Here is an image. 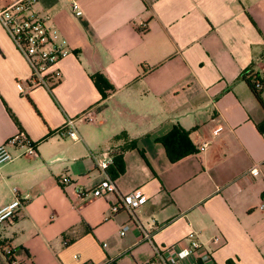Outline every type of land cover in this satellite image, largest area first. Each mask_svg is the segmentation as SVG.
Listing matches in <instances>:
<instances>
[{
	"label": "crops",
	"instance_id": "0c3cea01",
	"mask_svg": "<svg viewBox=\"0 0 264 264\" xmlns=\"http://www.w3.org/2000/svg\"><path fill=\"white\" fill-rule=\"evenodd\" d=\"M72 1L31 6L70 50L51 90L28 87L0 24V144L23 130L35 146H8L15 158L0 166V208L14 188L23 200L0 223V264H142L190 231L213 252L205 264H264V112L241 77L264 79V0H75L79 15ZM87 108L95 121L78 120L80 139L60 135ZM174 126L205 150L169 162L158 139ZM106 176L116 192L91 196ZM135 189L148 198L136 214L107 217Z\"/></svg>",
	"mask_w": 264,
	"mask_h": 264
},
{
	"label": "built area",
	"instance_id": "2783aa9c",
	"mask_svg": "<svg viewBox=\"0 0 264 264\" xmlns=\"http://www.w3.org/2000/svg\"><path fill=\"white\" fill-rule=\"evenodd\" d=\"M34 0H15L8 5H0V24L15 46L16 50L26 59L30 68L28 87H44L51 90L61 79L62 72L58 63L66 57L70 50L64 41H55L46 19L35 12H31ZM71 8L76 15L81 14L77 2H71ZM140 32L146 30L144 24L138 26ZM95 121V112L92 108H87L78 116L70 117L60 128V135L68 137L74 141L79 140L77 132V122ZM220 126L214 132L220 130ZM207 142L199 144L196 151H203L207 147ZM8 146L25 147V150L18 155L33 154L35 146L32 140L23 130L11 136L6 142L0 144V166L15 158ZM61 184L68 183V179L63 177L59 180ZM14 188V197L11 201L0 208V223L12 221L16 218L18 211L23 205L22 198ZM80 195L82 190L78 191ZM116 187L109 176L102 179L89 194L93 197H102L108 193H115ZM87 193V194H88ZM147 196L140 190L135 189L127 194H117V202L110 207L111 216L120 210L127 211L130 215H135L136 210L147 201ZM259 208L264 209V201ZM134 218V217H133ZM142 239H149L152 235L150 230L142 229ZM124 234V231L120 232ZM219 235H215L212 241H218ZM6 255L11 254L9 248H5ZM213 252L207 248L197 236L195 231H190L182 240V245L171 244L158 249L156 255L142 264H188L190 257L194 258L195 264H205L212 260ZM191 261V260H190ZM189 261V262H190Z\"/></svg>",
	"mask_w": 264,
	"mask_h": 264
},
{
	"label": "trees",
	"instance_id": "16d2710c",
	"mask_svg": "<svg viewBox=\"0 0 264 264\" xmlns=\"http://www.w3.org/2000/svg\"><path fill=\"white\" fill-rule=\"evenodd\" d=\"M241 77L246 82L260 108L264 112V100L262 98L264 92V79L256 72L250 70L244 71ZM93 80L101 94L105 95L104 87L108 86L107 80L102 75H94ZM257 128L261 133H264V119L257 124ZM158 141L162 144L169 162H176L196 151L189 139L188 132L179 126H174L169 133L159 138ZM108 170L112 176L122 173L124 171L122 158L120 156L115 157ZM8 257L10 258L11 255ZM11 262L10 260L9 263L11 264Z\"/></svg>",
	"mask_w": 264,
	"mask_h": 264
}]
</instances>
